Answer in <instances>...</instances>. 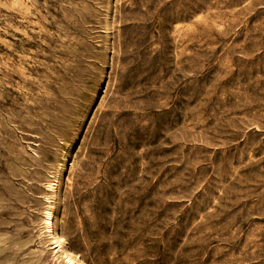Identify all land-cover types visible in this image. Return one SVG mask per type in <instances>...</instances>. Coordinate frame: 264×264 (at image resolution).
<instances>
[{"label":"rangeland","instance_id":"374dc122","mask_svg":"<svg viewBox=\"0 0 264 264\" xmlns=\"http://www.w3.org/2000/svg\"><path fill=\"white\" fill-rule=\"evenodd\" d=\"M47 209L81 264H264V0H0V264H65Z\"/></svg>","mask_w":264,"mask_h":264},{"label":"bare ground","instance_id":"6f19581e","mask_svg":"<svg viewBox=\"0 0 264 264\" xmlns=\"http://www.w3.org/2000/svg\"><path fill=\"white\" fill-rule=\"evenodd\" d=\"M55 185L50 188L53 192V196H56L59 192L60 187V180L59 177L57 178ZM44 228L45 232H47V235L52 238V246L50 247L53 249V252L57 253L59 252L60 257L62 258L63 262L65 264H81L78 260L74 258V256L67 252L65 249H63V238L62 235L58 232L57 226L55 222L53 221V212L51 209H47L44 212V218H43Z\"/></svg>","mask_w":264,"mask_h":264}]
</instances>
